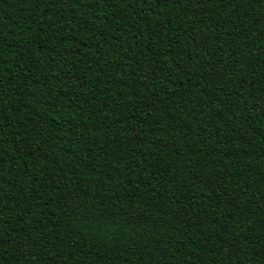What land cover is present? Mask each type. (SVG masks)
<instances>
[{"label":"trees","instance_id":"obj_1","mask_svg":"<svg viewBox=\"0 0 264 264\" xmlns=\"http://www.w3.org/2000/svg\"><path fill=\"white\" fill-rule=\"evenodd\" d=\"M0 264H264V0H0Z\"/></svg>","mask_w":264,"mask_h":264}]
</instances>
